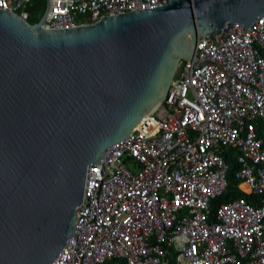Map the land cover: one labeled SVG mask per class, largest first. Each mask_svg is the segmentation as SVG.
<instances>
[{
	"label": "built area",
	"instance_id": "1",
	"mask_svg": "<svg viewBox=\"0 0 264 264\" xmlns=\"http://www.w3.org/2000/svg\"><path fill=\"white\" fill-rule=\"evenodd\" d=\"M170 0H0L72 28ZM32 8V10H30ZM165 99L90 166L75 231L52 264H264V15L203 37ZM227 147L256 204L227 190Z\"/></svg>",
	"mask_w": 264,
	"mask_h": 264
},
{
	"label": "water",
	"instance_id": "2",
	"mask_svg": "<svg viewBox=\"0 0 264 264\" xmlns=\"http://www.w3.org/2000/svg\"><path fill=\"white\" fill-rule=\"evenodd\" d=\"M262 15L264 0H170L48 28L0 8V264H52L91 164L159 106L203 37Z\"/></svg>",
	"mask_w": 264,
	"mask_h": 264
},
{
	"label": "trees",
	"instance_id": "3",
	"mask_svg": "<svg viewBox=\"0 0 264 264\" xmlns=\"http://www.w3.org/2000/svg\"><path fill=\"white\" fill-rule=\"evenodd\" d=\"M32 23H35L36 20H30ZM226 158L229 162V169H228V181L229 185L226 192L219 198L214 200V205L218 206L220 203L233 199L235 197H245L249 201H253L256 204L259 202L257 201V196L251 193H247L239 188L240 181L236 177V172L239 168V164L237 161V150L235 148L227 147L224 151Z\"/></svg>",
	"mask_w": 264,
	"mask_h": 264
},
{
	"label": "crops",
	"instance_id": "4",
	"mask_svg": "<svg viewBox=\"0 0 264 264\" xmlns=\"http://www.w3.org/2000/svg\"><path fill=\"white\" fill-rule=\"evenodd\" d=\"M258 134H259V136H261L264 139V122H262V121H260L258 124ZM240 189L249 193L247 188L244 185Z\"/></svg>",
	"mask_w": 264,
	"mask_h": 264
},
{
	"label": "rangeland",
	"instance_id": "5",
	"mask_svg": "<svg viewBox=\"0 0 264 264\" xmlns=\"http://www.w3.org/2000/svg\"><path fill=\"white\" fill-rule=\"evenodd\" d=\"M43 10L42 9H36L34 12V17H32L30 20H39L40 17L43 15Z\"/></svg>",
	"mask_w": 264,
	"mask_h": 264
},
{
	"label": "clouds",
	"instance_id": "6",
	"mask_svg": "<svg viewBox=\"0 0 264 264\" xmlns=\"http://www.w3.org/2000/svg\"><path fill=\"white\" fill-rule=\"evenodd\" d=\"M35 23H36V22H35ZM181 61H185V60H181ZM181 61H180V62H181ZM175 75H176V74H175Z\"/></svg>",
	"mask_w": 264,
	"mask_h": 264
}]
</instances>
